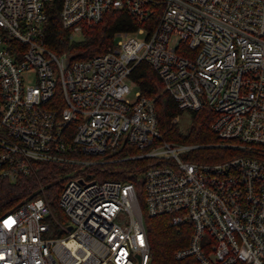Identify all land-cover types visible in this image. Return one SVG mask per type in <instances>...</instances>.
<instances>
[{
  "label": "built area",
  "instance_id": "obj_1",
  "mask_svg": "<svg viewBox=\"0 0 264 264\" xmlns=\"http://www.w3.org/2000/svg\"><path fill=\"white\" fill-rule=\"evenodd\" d=\"M112 11L135 26L103 52L51 47L52 16L74 41ZM141 63L182 113L213 109L219 140L206 146L220 160H193L203 145L163 138L133 77ZM142 158L141 191L102 176L105 164ZM40 162L66 169L65 222ZM21 175L37 194L0 216V264H152L141 204L189 234L177 260L264 264V0H0V180Z\"/></svg>",
  "mask_w": 264,
  "mask_h": 264
},
{
  "label": "trees",
  "instance_id": "obj_2",
  "mask_svg": "<svg viewBox=\"0 0 264 264\" xmlns=\"http://www.w3.org/2000/svg\"><path fill=\"white\" fill-rule=\"evenodd\" d=\"M52 20L49 35L51 47L59 53L63 51L73 53L76 59H87L103 52L111 44L116 30L130 29L135 26L128 13L112 11L99 24L85 28L81 39L71 41L69 32L60 26L57 17L52 16ZM133 77L138 81L142 93L154 100L159 129L165 140L203 145L193 151V160H220V157L214 158L212 155L220 153L222 149L206 146L207 143L219 140L211 129V122L215 116L212 108L204 106L199 110L191 111V125L186 132H182L179 125L173 121L175 116L182 114V111L164 89L163 82L154 69L149 64L141 63L135 69ZM131 152L139 151L131 150ZM119 154L124 155L127 152ZM149 160L151 159H128L105 164L102 176L104 179L134 182L137 189L141 191L139 178ZM39 166H41L39 173L43 183L47 185V196L56 218L60 222H65L67 216L59 205L58 198L65 181L60 179L59 175L66 169L49 162H40ZM37 187L38 182L31 175H21L13 182L6 179L0 180V216L17 209L26 199L35 197ZM141 208L150 243L152 264H189L188 259L177 260L174 257L175 250L187 244L189 234L170 224L167 216H149L142 204Z\"/></svg>",
  "mask_w": 264,
  "mask_h": 264
},
{
  "label": "rangeland",
  "instance_id": "obj_3",
  "mask_svg": "<svg viewBox=\"0 0 264 264\" xmlns=\"http://www.w3.org/2000/svg\"><path fill=\"white\" fill-rule=\"evenodd\" d=\"M138 37H142L141 35H137ZM128 85L130 87V94H128V97L130 100L135 99L136 91L139 90V87L137 84L132 83L131 81H128ZM179 125V128L182 132H186L190 125H191V116L189 112H183L178 116V120L176 122Z\"/></svg>",
  "mask_w": 264,
  "mask_h": 264
},
{
  "label": "water",
  "instance_id": "obj_4",
  "mask_svg": "<svg viewBox=\"0 0 264 264\" xmlns=\"http://www.w3.org/2000/svg\"><path fill=\"white\" fill-rule=\"evenodd\" d=\"M69 228H71V226H69Z\"/></svg>",
  "mask_w": 264,
  "mask_h": 264
}]
</instances>
